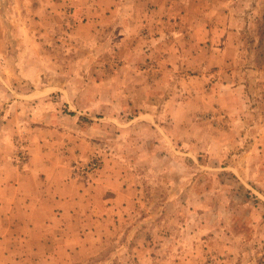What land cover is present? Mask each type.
Returning <instances> with one entry per match:
<instances>
[{"label": "rangeland", "instance_id": "rangeland-1", "mask_svg": "<svg viewBox=\"0 0 264 264\" xmlns=\"http://www.w3.org/2000/svg\"><path fill=\"white\" fill-rule=\"evenodd\" d=\"M29 169L89 189L52 241L0 193V264H264V0H0V192Z\"/></svg>", "mask_w": 264, "mask_h": 264}, {"label": "crops", "instance_id": "crops-1", "mask_svg": "<svg viewBox=\"0 0 264 264\" xmlns=\"http://www.w3.org/2000/svg\"><path fill=\"white\" fill-rule=\"evenodd\" d=\"M80 145L83 147V145L85 144L83 143ZM80 145L75 144L71 149L73 151L80 150L82 153H84L85 150L82 151L79 148ZM49 146L51 147V144ZM55 146L58 147L56 151L59 153L57 156V160L50 162L52 163L51 167L54 169L64 168L62 167L64 162L63 156L67 153L69 148H66L64 144L60 143ZM47 148L48 143L45 141H39L38 144L31 145L29 147V153L31 155L30 163H33L35 160H38L41 161L43 167H47L48 158L44 154ZM84 154L86 155V152ZM60 156L62 158H60ZM76 156L78 157V154L76 155L75 153L72 156L73 158H70V160L65 163L67 164L65 167L69 165L71 159L76 160ZM30 169L27 172L18 174L14 180V185L8 186L10 185L9 182L6 187L1 189L0 193L2 203L5 202V200H7L9 203L10 198L13 197V200H17V202L19 203V210H22L23 208L26 212H37L39 215H37L36 217L34 215L25 217L26 220L24 221V234L26 238H28V236L38 234V228H46L49 231L46 233L45 239L43 240L52 241L54 240L56 235L54 234V231L50 229H54L58 225H63V223L61 222L62 219H50L48 217V214H55L54 211L59 209L58 207L61 205L67 208L69 207V213H71V211L76 210L75 207L72 208V206L74 205V203L80 201L83 198V194H85V192H88L89 188L87 187V181H74L70 178L69 175L66 176L60 174L52 176L47 175L46 177L36 176L34 172L30 171ZM65 212L67 214V210H65ZM71 215V222H69L66 226H74L75 224L73 222V219L79 218L75 217V215L73 214ZM11 233L16 232L11 231ZM48 236L53 237L52 239L48 240Z\"/></svg>", "mask_w": 264, "mask_h": 264}, {"label": "built area", "instance_id": "built-area-1", "mask_svg": "<svg viewBox=\"0 0 264 264\" xmlns=\"http://www.w3.org/2000/svg\"><path fill=\"white\" fill-rule=\"evenodd\" d=\"M96 167V164H92L91 165V168H89V169H93V168H95Z\"/></svg>", "mask_w": 264, "mask_h": 264}]
</instances>
